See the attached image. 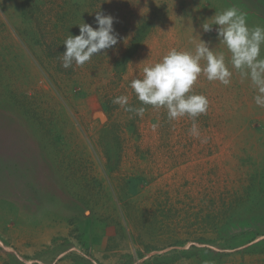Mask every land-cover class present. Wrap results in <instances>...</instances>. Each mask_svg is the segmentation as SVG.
Returning a JSON list of instances; mask_svg holds the SVG:
<instances>
[{"label": "rangeland", "instance_id": "rangeland-1", "mask_svg": "<svg viewBox=\"0 0 264 264\" xmlns=\"http://www.w3.org/2000/svg\"><path fill=\"white\" fill-rule=\"evenodd\" d=\"M229 7L264 27V0H0V264H264V107L200 27ZM98 11L121 41L65 69ZM192 26L233 73L193 85L199 137L129 87Z\"/></svg>", "mask_w": 264, "mask_h": 264}, {"label": "clouds", "instance_id": "clouds-1", "mask_svg": "<svg viewBox=\"0 0 264 264\" xmlns=\"http://www.w3.org/2000/svg\"><path fill=\"white\" fill-rule=\"evenodd\" d=\"M95 22L94 28L82 21L77 25L79 35L68 34L63 43L66 51L60 55L62 67L70 68L73 63L82 66L94 55L102 52L106 54V50L114 48L121 41L114 28L117 21L113 16L98 11L95 12ZM212 25H215L218 44L224 46L231 54L229 61L231 67L242 79L251 81L256 91L255 103L264 107V58H261L264 27L259 25L249 27L246 14L235 7L216 12L200 27L204 33H208L213 31ZM193 31L199 37L198 40L194 38V50L173 48L158 62L151 63L147 59L141 61L139 64L144 65L142 78L133 79L129 87L142 105L165 108L169 120L188 116L193 120L190 134L199 137L196 118L206 112L208 101L204 95L192 91L193 85L201 74L208 81L229 85L233 73L226 63L224 52L214 49L211 42L203 40L194 28ZM112 103L139 116L145 111L143 106H130L127 95L115 97Z\"/></svg>", "mask_w": 264, "mask_h": 264}]
</instances>
